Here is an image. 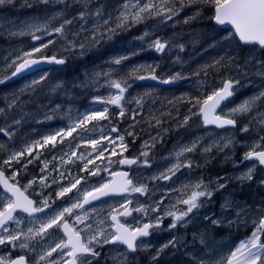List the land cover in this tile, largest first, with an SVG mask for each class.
I'll return each instance as SVG.
<instances>
[{
	"label": "rangeland",
	"instance_id": "1",
	"mask_svg": "<svg viewBox=\"0 0 264 264\" xmlns=\"http://www.w3.org/2000/svg\"><path fill=\"white\" fill-rule=\"evenodd\" d=\"M122 1H120L121 4L124 3ZM86 2L91 11L95 12L98 7L101 8L103 17H111L114 23L123 6L118 7L115 5L114 11L111 12L110 16H106L105 3L111 2L110 0H86ZM128 2L135 3L136 0H128ZM146 2L148 0H139L141 5ZM153 2L159 3V0H153ZM33 5L40 6L33 8ZM84 5L85 0H65L63 3L60 0H50L48 4L41 3L40 0H5L4 3L0 4V80H3V83H0V87L7 82L6 80L12 75L18 64L21 61L23 62L22 58L41 59V57H45V54L53 45L51 50L55 51L59 49L65 52L69 44L66 40H62V38L70 35L75 36L82 26L85 29L84 31H93L92 29L96 25L97 17L90 16L86 17L85 20L79 19L78 13L83 10ZM13 6H16V8H13ZM69 11H71V15ZM204 17L206 18L201 19L200 25L197 23L187 31L183 28L186 20L184 14L176 18L173 16L171 20H164L162 18L161 20L153 21L150 27L144 24L138 26L139 22L126 27V29L130 28L132 31L137 32L138 38L132 40V46L136 45V41H140V45L147 48V51L160 55L159 58H155L156 66L153 62L144 64L147 67L154 68L158 75L164 76L163 73H166L169 68L174 67H170L172 64L188 65L192 62V65L196 64L200 69L198 72L189 75L191 81L199 82L200 85L206 83L208 86H214L216 90L222 88L225 81H234L236 83V87H233V91L236 93L235 98L225 103L223 109L218 114L233 118L238 122L240 117L251 114L255 110L256 116L254 120L256 130L243 131V143H236L238 134L236 127L226 129L206 127L203 123L202 115L199 114V107L186 104V114L181 117V121L183 122L186 116H190V119L184 126L185 131L179 137L175 146L166 149L158 148L152 145L156 139H149L150 136H148L139 141L138 152L137 147H135L134 152L137 154L136 159L138 161L136 164L128 167L127 170L129 171V178L132 180L133 185H144L147 189L146 193L128 192L122 196H109L108 198L95 201L89 198L90 203L85 204L84 209L88 210L86 223L91 224L92 227L86 230V243L88 242V238L98 230H104L106 235L114 233V223L111 220V215L124 212L127 209L130 211V215H122L123 218L120 220L122 224L125 223L124 225L127 224L132 228L142 227L145 223L155 224L154 228L149 229L151 230V236L149 238L142 237L144 239L137 243V249L145 253L148 250L145 255L152 257L159 252L160 259L158 264H199L201 260L204 261V264H225L226 258L230 255L231 251H234L241 241H245L252 235L261 215H264V168L259 165L258 161L245 159V154L250 151L264 150V140L261 139V137H264V124L260 123L261 115L264 114V99L257 101L248 113H232V109L237 108L245 100L264 91V66L259 61H256L253 64V69L248 73H234L229 75L228 79L215 80L213 84L205 82L201 78L200 73L204 68L203 64L217 65L220 58L224 57V53L231 50L235 42L233 37H229V29H226L227 31L220 36L208 34L206 28L210 25V20L207 16ZM65 20H72V23L65 25L63 34L52 31L63 24ZM160 22L164 24L160 26ZM28 24L39 26L41 30L36 31L33 28L29 31L26 27ZM167 27L171 28L170 32H165V28ZM48 33H51V35H48ZM91 35L87 36V39ZM34 36L40 38L34 39ZM19 39H24L25 43L17 44V41L13 44L14 40ZM156 39H160L161 42H168V46L163 52H158L151 46ZM100 40L103 41V39ZM4 41L9 43H5ZM58 41L62 43L60 44ZM45 44L47 47H43ZM179 45H183V52H181L182 50ZM34 48H41V51L38 53L33 52L31 57H24L25 52H32ZM252 55L254 56L255 53ZM18 57L21 59H17ZM117 59L119 58H114V56L106 59L103 68H97L98 70L90 69L85 74L89 77L88 79L91 81L93 88L97 87L100 79L103 78L102 83L98 84V87L102 88L103 92L101 95L106 99L103 108L107 107L108 110L112 108L113 104H109L107 101L111 96L118 94V90L111 87V81H118L114 77L115 71L118 69V67H114ZM161 59L168 60L170 64L161 70L156 69L163 64L160 63ZM210 59L213 60L208 61ZM14 61L15 63H13ZM136 66L134 65L133 67L135 68ZM145 70L149 72L151 68ZM177 73L179 72H174V74ZM216 73L214 72L213 75ZM132 75L134 76L133 73H128V76L133 77ZM33 81H38L33 88L35 91L34 99L40 101L36 105L38 111L35 116L29 115V112L24 109V105L26 104H23L20 100L21 95L29 92L27 89L21 90V87L18 85L15 91L16 94L12 93L9 95L8 93L5 96L8 106L12 105L14 101L15 106L9 107V112L12 115L4 118L1 122L2 126L0 128L5 129L9 134L6 135L4 132H1V134L7 138L17 137L19 141H25L18 144L12 143L9 146L12 154L24 152L23 156L18 157L19 162L23 165L21 172L12 171L6 175L11 178L13 173H15V180L11 179V181L23 187L24 190L25 186H28L29 182H32L27 187L26 193L34 199L36 206H40L41 201L48 198L50 208L45 209V211L50 212L52 210H59L78 200L82 202L84 192L99 187L101 183L111 181L112 175L110 173L125 169L118 163L122 159L120 158L122 155L119 145L123 143L127 149L128 140L124 132H112L113 127L108 128L105 124L106 122L97 120L100 125L97 128L88 127V134L71 136L62 134L57 137L54 147L52 144H43L44 137L53 135L60 130H66L60 127H63L65 119L69 118L71 114L75 115V113L73 111L71 114L66 113L69 111V104L67 103L57 105L48 102V97L37 93V87L42 86V81H39L38 78H35ZM126 82L130 85L127 90L130 89L131 93L128 94L134 95L138 92L140 93L138 96H134L135 111H138V105L148 100L149 97L152 100H156L159 95H161L159 99L164 97L162 93L156 90L154 92L147 88L138 89L137 84H141L139 79H137V82L130 80ZM28 83L29 81H25V84L28 85ZM88 86L89 89L92 88L90 84ZM47 93H50V88ZM96 93L93 94L92 98L86 100L84 107L88 113L92 110L100 109L101 103L99 99H96V104L92 102L97 96ZM138 99L141 101L140 104L136 103ZM127 104L128 101L124 98L122 102L124 112H126ZM74 106L76 105L74 104ZM167 106L173 107L175 109L174 112L180 111V107L175 100L169 99ZM191 113L198 114L191 115ZM79 114L86 115L87 113L80 112ZM48 116L51 119L46 118ZM73 117L69 122L70 126L74 125L75 123L73 122L77 119ZM169 118L171 119V117ZM34 120H36L37 125L45 123L53 124L55 122L58 125H53L52 130L45 133H41L42 131L36 133L35 129L37 128L25 129L30 125V121ZM170 122L173 123V120L171 119ZM109 124L114 126L112 122H109ZM194 124H197L199 128L197 129ZM156 126L161 125L156 123ZM173 126L175 128L174 124ZM28 131L33 133L29 134L27 133ZM117 136H123V142L116 139L115 144L109 143L110 139ZM102 137H107L108 139H102ZM90 140L99 141L95 149L89 143ZM194 141L197 142L194 152L184 153V155L177 157L176 154L183 147L190 146ZM132 142L136 146L137 138H133ZM104 147L108 149L104 152L106 154L97 158L96 152ZM47 148H51L50 155H47L50 157H45L43 154V151ZM113 148L116 151L115 155L111 154ZM206 148L210 150L204 151ZM28 149H31V153L28 152ZM142 151H147L148 156H142ZM73 152L76 155H72ZM122 154H125V150ZM63 155H65L64 159L62 158ZM88 160L93 161V163L87 165L88 170L98 169L96 175H89V171L84 170L85 163ZM144 160H148L149 164L145 165L143 163ZM186 161L192 162L191 168L182 166L175 172V175H171L168 172V169L172 168L174 164L178 162L183 164ZM28 166H32L34 169L27 170ZM105 167H107V171L104 170ZM249 169L252 170V178H243ZM162 174L170 175L171 178L163 179ZM25 175L29 176V178L25 179ZM75 179H80V183L77 184L76 188L64 197L57 198L55 193L59 191L60 187L69 186ZM53 180L56 183H53ZM201 181L210 190H213L212 197L210 199L201 197L198 201L200 207L188 213L182 221L177 222L175 228H171L173 216L167 215V213L172 212L179 215L182 211H185L187 205L183 204L182 201L188 199L194 191L198 190L195 186ZM218 184H223L224 187L217 188ZM0 197V209H2L10 194L2 190ZM126 201H131V203H126ZM225 203H228L230 207L222 208L221 205ZM121 205H125V207H121ZM141 206H143L144 211L137 212L134 210ZM155 207H158L159 210L154 212L152 208ZM93 208H95V211H92ZM113 209H116L115 213ZM37 215L43 216L44 214H34V216ZM14 217L20 223L17 225L15 221L8 222L7 227L10 232L22 230L27 233L29 227H38V224L34 225L30 223L33 217H29L27 213L20 210L16 211ZM157 217H160L158 226H156ZM214 219L220 220L221 223L214 225L212 223ZM166 221L167 224L164 226ZM230 221L231 223H229ZM79 226L84 228L83 224ZM248 229L250 231L246 235L239 234ZM0 231V236L8 235L2 229ZM59 234H61V229H50L44 238L40 236L31 238L21 236L20 240L13 242L15 247L7 242L0 244V258H4V263H6L12 256L26 252L32 257L39 254L34 258L40 259L41 255L49 251L60 240ZM166 234L167 236H165ZM29 235L31 236V234ZM50 239L53 241L52 244L45 252H42L45 242ZM172 240L177 241L175 247L171 245L166 248L163 247ZM261 240L264 242V234L261 235ZM21 243H26L28 246L21 248ZM109 244L113 245L112 243ZM119 245L124 246L122 244ZM161 248H163V251H160ZM150 249H152V253L149 251ZM134 253L114 248L112 255L115 257V260L112 264H139L133 257ZM53 254L57 255L56 263L65 259V256L61 258L59 249L53 252ZM48 258L45 257V260ZM86 259L88 258L82 259L84 264H109L104 261L98 263L94 258L88 261Z\"/></svg>",
	"mask_w": 264,
	"mask_h": 264
},
{
	"label": "snow or ice",
	"instance_id": "2",
	"mask_svg": "<svg viewBox=\"0 0 264 264\" xmlns=\"http://www.w3.org/2000/svg\"><path fill=\"white\" fill-rule=\"evenodd\" d=\"M5 0H0V4L4 3ZM41 3L48 4L50 0H40ZM60 2H65V0H60ZM180 4V8L182 9L185 4H192L197 2V0H178ZM202 3H210L214 7V16L212 19L219 25H230L231 30L229 31V37L238 38V40L246 45H259L264 48V0H200ZM171 3L172 6H167ZM176 0H159V3H154L153 0H148V2L144 4H140L139 0H136L135 3H130L128 0L122 6V10L119 12V15L116 17L115 26L113 27L111 17L104 18L102 14V9L97 8L95 12L91 11L88 7V4L85 0V5L83 10L78 13L79 19L85 20L86 17L95 16L97 17L96 25L94 30L92 31V35L90 39L93 42L98 41L99 38H103L104 35L109 33H114L117 29H125L130 25H134L148 18L155 17H163L164 20H171L173 16L178 14V10L175 9ZM191 19V18H190ZM102 21V23H101ZM72 20H65L63 24L59 27L54 28L52 31L55 33L63 34L64 27L66 24H71ZM187 23V20L185 21ZM27 29L31 31L33 28L36 31H40L41 28L39 26L28 24L26 25ZM103 29V30H101ZM82 31L85 29L81 28ZM51 35V33H48ZM76 35H79L77 33ZM147 35V33H145ZM34 39H39L40 37H33ZM51 43V41H49ZM69 50H73L77 47L74 41H68ZM158 52H163L165 48L168 46V42H161L160 39H156L151 45ZM43 47H47V45H43ZM78 47L83 50L85 45L83 43L79 44ZM181 50H183V45H179ZM41 48H34L32 52H25L24 57H31L33 52H40ZM17 59H21L18 57ZM41 59H47L48 62H55L57 64H63V59H57L55 56L51 58L41 57ZM121 61L117 59L115 61L116 64H119ZM15 63V61L13 62ZM40 63V59H23L22 63H19L15 68V71L12 75H16L22 69L28 68L31 65H36ZM262 66H264V62H259ZM181 76L177 73L175 76L170 77L169 79L164 80V83H170L171 81L180 79ZM43 79V77H42ZM136 79H146L144 76H137ZM152 80L158 79L155 75L151 76ZM0 83H3V80H0ZM38 83V81L34 82ZM130 85L127 82L120 81H111V87L118 90V94H115L110 97L107 101L109 104L116 105L120 107L119 116L123 117L125 115L124 109L121 106V101L124 99V93ZM233 86L232 81H226L222 88L212 92L210 95H207L202 101L197 99L196 105H199V114L203 116V123L205 125L215 124L217 127H224L226 125L235 126L236 120L233 118H222L219 115H213L210 118V113H214L216 108L219 106L220 102L224 100L226 97L232 95V91L230 89ZM264 99V91L260 92L258 95L245 100L241 105L237 108L232 109V113H240L245 114L252 110L255 103ZM137 104H140L141 101L138 99L136 101ZM15 106V101L9 107ZM195 106V105H194ZM58 107V106H57ZM3 110L0 109V112ZM108 113V108L105 107L103 111L100 110H92L87 115H85L82 119L77 120V122L69 127L67 130H60L53 135H49L43 138V144H52L55 146V142L57 141V137L62 134L71 136L77 128L82 127L87 122L97 121V120H105L108 119L106 115ZM198 113H191V115H197ZM51 119L50 116L46 117ZM190 116L184 117V120L181 126L186 125ZM18 123V121H17ZM157 124L160 123L159 120L156 121ZM260 123L264 124V114L261 115ZM248 127H244L242 131L247 132ZM0 132L7 133L5 129L0 128ZM112 132H117L115 127L112 128ZM132 135L131 132L128 133ZM102 139H108L107 137H102ZM116 139H119L123 142V136H117L116 138L110 139L109 143L115 144ZM264 140V137H261ZM39 143V142H38ZM89 143L96 148V145L99 143L98 140H90ZM121 148V155L124 150H126V145L121 143L119 145ZM197 147V142H192L190 146H185L178 152L177 157L184 155V153L194 152ZM107 147H104L96 152L97 158L104 155V152L107 151ZM209 148L204 149V151H209ZM28 152L31 153V149H28ZM112 155L116 154L115 148L112 149ZM24 155V152H16L9 156L8 159L4 160L3 163L5 165H11L12 161H16L19 163L18 157ZM72 155H76L75 152ZM141 155L144 157L148 156L147 151H142ZM255 157L261 165H264V151H250L245 154V159H252ZM31 163V161H29ZM93 163L92 160H88L85 163L84 170H88L87 165ZM111 163V161H109ZM121 165L123 164H136V159H128L122 158L118 161ZM143 163L148 165V160H144ZM150 166V165H149ZM192 167L191 161H186L183 164L176 163L172 166V168L168 169V172L171 175H175V172L179 170L180 167ZM107 171V167L104 169ZM89 175H96L97 170H88ZM251 169H249L248 173L245 174L243 178L251 179ZM15 173L10 178L15 180ZM113 177H122V182L108 181L101 183L99 187L93 188L91 191H86L83 194V201H76L67 206L60 208L59 210H52L50 212H46L45 209L50 208L48 203V198H45L41 201L40 206H36L35 202L28 198V196L24 195V192L21 191L19 187L15 184H10L8 182L9 178H5L3 171H0V183L4 185L5 190L10 193V197L7 202L3 204L2 209H0V229L3 232L8 233L6 236H0V244H5V242L12 244L15 247L13 242L20 240L21 236L26 238H31L34 236H40L44 238L50 229H63L66 239H60L54 247H52L49 251H46L43 255L40 256V260H45V257H51L53 252H56L58 249L60 250L61 258L63 256H68L71 259L67 260L65 264H76V261L79 259L78 254L89 253L92 256H98L99 253L94 250V248L90 245L95 242L96 245L103 244H123L126 245L127 250L130 252H135L137 250V239L139 237H147L149 235V229L153 227L151 223H145L142 227L129 228L124 224L120 223L117 219V215H111L112 221H114L113 227L115 228L114 233H110L108 235L105 234L104 230H98L93 233L92 236L88 238L87 244L83 242L81 237V232H84L92 227L91 224L86 223L88 219V210L84 209L85 204H89L91 200H97L99 197L107 196L110 193H128V192H136L144 194L147 189L144 185L136 186L133 185L131 179L128 178L127 172H112L110 173ZM163 179H170V175L162 174ZM32 182H29L28 186H25V191L27 187L31 185ZM43 183V181H42ZM53 183H56L53 180ZM80 183V179H75L70 183L69 186H61L59 191L55 193L57 198L64 197L67 193H70L74 188H76L77 184ZM197 191H194L188 199L182 201L183 204L187 205L185 211H182L179 215L175 213L169 212L167 215L173 216V222L170 225L171 228H175L177 226V222H180L184 219L188 213H191L194 209L200 207V203L198 201L201 197H205L210 199L213 195V190H210L207 185L203 184V181L196 184ZM223 184H218L217 188H223ZM126 203H131V201H126ZM202 203V201H201ZM121 207H125V205H121ZM222 208H228L230 205L225 203L221 205ZM17 210H20L24 213H27L29 217H33L30 223L34 225L38 224V227H29L27 229V233L20 231L10 232L7 227L8 222L15 221L17 225H19L20 221L16 220L13 213ZM82 210V211H77ZM137 212L144 211L143 206L134 209ZM158 207L152 208V211H158ZM95 211V208L92 209ZM113 212H116V209H113ZM43 213V216H34V214ZM119 215H130V211L125 209L124 212L119 213ZM239 215V213H238ZM68 217H73L76 226H70L68 222ZM207 219V217H206ZM160 217H157V225L159 224ZM102 223V222H101ZM214 225H219L221 223L220 220L214 219L212 220ZM231 223V221L229 222ZM83 224L84 228L77 227L78 225ZM31 234V236L29 235ZM264 234V215H261L259 219V223L257 224L255 230L252 232V235L246 239L245 241H241L240 244L235 248L234 251H231L230 255L226 258L225 264H264V242L261 240V235ZM177 241L172 240L169 241V244L164 245L166 248L169 245L175 247ZM28 245L26 243H21V248H26ZM64 250H67L66 252ZM163 251V248L160 249ZM159 255V252L157 253ZM126 258V257H125ZM156 257H153L155 259ZM0 264H4V258H0ZM10 264H25V257L20 256L15 260H11ZM52 264H56L55 261ZM199 264H204V261L201 260Z\"/></svg>",
	"mask_w": 264,
	"mask_h": 264
},
{
	"label": "flooded vegetation",
	"instance_id": "3",
	"mask_svg": "<svg viewBox=\"0 0 264 264\" xmlns=\"http://www.w3.org/2000/svg\"><path fill=\"white\" fill-rule=\"evenodd\" d=\"M111 2L105 3L106 7H105V15L106 16H110L111 12L114 11V5H117L118 7L124 5L126 0H123L124 3H120L121 0H110ZM102 2V1H99ZM40 6V5H33V8ZM32 8V9H33ZM111 8V9H110ZM71 11H69V14ZM107 18V17H106ZM112 24L113 27L115 26V23L112 20ZM95 28V27H94ZM70 30H72L70 28ZM94 30V29H92ZM103 30V29H101ZM72 32V31H70ZM77 33H79V35H70L67 37L62 38V40H66L67 42L70 41H74V43L77 45V47L73 50H69V45L67 47V50L61 51L59 49L57 50H51V49L45 54V57H53L55 56L57 59H63L64 63L63 64H53L49 67H45L39 70H36L34 72H31L27 75H23L21 76L18 80H17V86L19 85L21 87V90H28L29 92L27 94H23L21 95V101L24 105V109L27 110L29 113H31L33 110H37L36 109V105L38 103H40V101H37L34 99V87H35V83H34V79L38 78L39 81H42V86L46 85L45 87H49L50 88V93H47V91L49 89H46L44 91V94L42 96H46L48 97L47 100L48 102H50L51 104H57V105H62L63 103H67L69 104V111L66 112L68 114H71V112L73 111L75 113V115H70L69 118L65 119L64 123H63V127L60 128H64V129H68L70 126L69 122L72 119V116H74L73 118H77L75 119V121L73 123H76L77 120L82 119L85 115L79 114L80 112H86L88 114V112L85 110V108L83 109L81 106L78 105L79 103V99L81 97H79V99L75 96L72 97L71 95H66V96H60L58 95V89L59 88H64L65 86L62 85V83H58L56 81H54L55 77H56V72H64V67H65V63H67L68 61L74 60L76 62L80 63V70L78 71L79 74V79H81V84L82 87L84 89L80 90V93H82L84 98H87V94L85 95V93H87L88 91V84H90V86L92 87L91 81L88 79L89 77L86 76V72L90 71V69L95 70L97 68H103L104 67V61L106 59H109L111 57L114 56V58H119V60L121 61V43H119V40L121 37H130L131 42L132 40L135 38L136 39V33L134 31H132L130 28L129 29H117L114 33H109L107 35H104L103 38H99L98 41L93 42L90 38L87 39V36H90V34H92V31H78ZM76 33V34H77ZM117 33V34H116ZM85 36V40L81 43H88V46L85 47L83 50H81L78 45L80 44V42H78L82 37ZM100 39H103V41H101ZM115 39L116 43L113 45V47L111 48V46H109L110 40ZM17 44H24L25 40L24 39H19V40H14V42H17ZM108 42V45H105V42ZM5 43H9L7 41H4ZM58 43H62L59 42ZM134 51L135 50V46H131L129 49H131ZM86 49H92V51L97 50L96 53H93V59L91 62L88 61H83L82 58H84L83 56L86 53ZM86 50V51H85ZM183 52V50L181 51ZM94 56L96 57V60L94 58ZM24 59V58H22ZM39 59V58H38ZM215 59V58H213ZM213 59H210L208 61H211ZM87 60V59H86ZM22 63V61L20 62ZM90 63V64H88ZM133 66L135 64H132ZM210 64H203V67H209ZM212 66V65H211ZM114 67H118V69H116L114 77L120 81V68H121V62L119 64L114 63ZM166 66L164 64L158 66V68L156 69H163ZM151 68V71L147 72L144 75H149V74H154L156 75L158 78H160L162 81L169 79L172 76H175L176 74H174L175 71H178L181 78L171 81L170 83H164L162 85H157V84H144L141 83L139 84L141 87L140 88H147L151 91L155 90L157 92H160L164 95V97L175 100L177 102V104L180 107V111L178 112H158L160 113L161 117H171V119L173 120L172 122H166V121H160V125L161 126H156L155 129L153 130V132H151L150 134V138L149 139H156L153 142V146H156L158 148H162V149H166L169 147H173L177 144V141L179 140V137L182 135V133L185 131V128L183 126H181L182 121H181V117L183 115H185V105L187 104H192V105H196V100L200 98H198V96H200V89L201 88H205L206 87V83L203 85H200L199 82H194L190 80V74H194V72H198L200 67L197 66L196 64L192 65V62L189 63L188 65L185 64H176V66L169 68V70L164 73L162 75H158L155 72V69L152 67H148ZM146 68V69H148ZM43 77V79H42ZM103 78L100 79L99 83H102ZM205 80V79H204ZM25 81H29L28 85L25 84ZM79 81V80H77ZM121 82V81H120ZM206 82V80H205ZM93 88L95 90V92H97V96L95 97V100H93L92 102L94 104H96V99L100 100L101 105L99 106L101 109H104L103 107L105 106L106 103V99L104 96L101 95L102 88L100 89L98 87ZM223 86V85H222ZM38 89V87H37ZM36 89V91H37ZM220 89V88H219ZM217 89V90H219ZM64 91H66V89L64 88ZM86 91V92H85ZM126 94H124V98L127 99L128 104L126 107V112L125 115L123 117L119 116V111H120V107L113 105L111 109L108 110V113L111 112L113 110V117L116 119L114 126L110 125L109 122H106V126L108 128H112L115 127L117 129L118 133H122L124 132L126 135V139L128 140V134L125 132V129L127 126L129 127H133L135 125V120H136V116L137 113L135 111V99H134V95L128 94L131 93L130 89H128L127 91H125ZM39 94V91L37 92ZM40 95V94H39ZM62 95H64V93H62ZM102 96V97H101ZM92 98V96H91ZM86 101V100H85ZM123 100L121 101V106L122 105ZM99 103V102H98ZM74 104L76 106H74ZM197 107H200L199 105H196ZM134 107V108H133ZM63 108V107H62ZM61 108V109H62ZM187 110H189V108H187ZM186 110V111H187ZM154 113V112H153ZM157 113V114H158ZM86 114V115H87ZM31 115H36L34 114V112L31 113ZM81 115V116H79ZM109 117V114H106ZM202 115V114H201ZM133 124V125H132ZM173 124L175 125V128L173 126ZM54 125H58V123H54ZM190 125V124H189ZM187 125V126H189ZM194 126L198 129L199 126L197 124H194ZM57 129V128H56ZM55 129V131H56ZM164 129V130H163ZM122 131V132H121ZM36 133H40L41 129H35ZM84 133H89V128H88V122L86 124H84L82 127L77 128L76 131H74L72 133V135H78V134H84ZM128 148L125 150V154H122V156H120V158H137L135 155V145L134 143L130 142L128 140ZM64 145H66V143H64ZM79 150V148H78ZM50 151L51 148H47L43 151V154L45 155V157H50L47 155H50ZM124 155V156H123ZM62 158H65V155L62 156ZM23 188V187H22ZM24 189V188H23ZM119 214V213H118ZM123 216L120 215L119 217V221L122 220ZM68 222L70 226H76L75 222L73 221V217H68ZM121 222V221H120ZM114 223V222H113ZM163 224V222H161ZM125 224V223H124ZM167 221L164 223V226H166ZM127 225V224H126ZM153 227L155 226L154 223H152ZM129 226V225H127ZM79 228H82L81 226H77ZM130 227V226H129ZM132 228V227H130ZM151 228V229H152ZM115 231V228H114ZM1 233V231H0ZM60 235V239H66V236L64 234L63 229H61V234ZM151 236V230H149V235L148 237H144V238H149ZM167 236V234L165 235ZM81 237L84 243H86V231L81 232ZM144 238H140L137 243L141 242ZM52 239L47 240L44 244V246L42 247V252H45V250H47V248L52 244ZM87 244V243H86ZM123 245V244H122ZM94 248V250L96 252L99 253L98 256H92L89 253H83V254H78L79 255V259L76 261V264H84L83 263V258H88L86 259V261L90 260V259H96L98 261V263H100L101 261H104L106 263L112 264V262L115 260V257L112 255V251H114V248H119L122 250H127L126 246L124 245L123 247L121 245H119V243L110 245V244H103L101 245H96L94 242L92 245H90ZM65 252L67 250H64ZM129 251V250H128ZM148 251V250H147ZM146 251V253H147ZM151 253L153 252L152 249L149 250ZM144 251H140L139 249H137L133 255V257L136 259V262L138 261L139 264H158L159 261V257L160 254L157 255V253L155 254L154 257H156L155 259H153L152 256H146V254ZM34 255L33 257L28 255L26 252H21L16 256H12L11 259L4 263V264H8L10 263L11 260H14V258L23 256L25 257V264H52L53 261H56V257L57 255L53 254L51 257H49L48 259H46L45 261L41 262L40 259H36L34 257L38 256ZM71 259L70 257L65 255V259L62 261H59L56 264H65V262L67 260ZM57 262V261H56Z\"/></svg>",
	"mask_w": 264,
	"mask_h": 264
},
{
	"label": "trees",
	"instance_id": "4",
	"mask_svg": "<svg viewBox=\"0 0 264 264\" xmlns=\"http://www.w3.org/2000/svg\"><path fill=\"white\" fill-rule=\"evenodd\" d=\"M167 6H172V5L171 3H169V5ZM13 8H16V6H13ZM174 10H178V14L175 15V18L178 16L180 17L182 14L185 15V19L187 20V23H184L183 25V28L185 31L189 30L191 27H193L197 23L200 25V23L202 22L201 19L206 18L204 16H207V18H209L210 20V25L206 28L208 30L207 31L208 34L220 36L227 31L225 28H222L213 22L214 19H212V17L214 16V7L210 3H202L200 2V0H197V2L192 3V4L186 3L185 6L181 9L178 0H176ZM162 18L163 17H155V18L150 17L148 19L141 21L138 24V26H141L142 24L145 23L144 24L145 26L150 27L151 22L161 20ZM161 23L162 22H160V26L164 24V23L163 24ZM170 30L171 28L169 27L165 28V32H170ZM135 33H136V39H137L138 38L137 32ZM233 38L235 42L234 46H232L231 50H229L227 53H224V57L220 58L219 63L217 65H212V66L210 65L209 67H204L201 70L200 72L201 78L205 79L206 82H211V84H213L215 80L219 81V80L228 79V76L234 73H248L253 69L254 62L256 61L264 62V48H261L259 46H248V45L240 43V41L237 38L235 37ZM84 40H85V36L82 37L78 42H80L81 44V42H83ZM139 42L140 41H136L135 50L133 51L132 48L129 49L132 43L130 37H121L119 40V43H121L120 56L122 57L121 68H120V76H121L120 81L121 82L129 81V80L133 82H137L136 77L138 75L140 76V75H144L147 73L145 69L148 67L147 65H144V64L153 62L155 66L157 65L155 60L159 58L160 55L157 53H153L151 51H147V48L140 45ZM115 43H116L115 39L110 40L109 45L111 46V48L113 47ZM83 44L85 45V47L88 46V43L84 42ZM105 45L106 46L108 45L107 41L105 42ZM86 50H85L86 53L83 56L84 58H82V60L91 62L93 59V53H96L97 50H94V51H92V49H86ZM253 53H255L254 56L252 55ZM129 54L131 55L129 56ZM94 58L96 60L95 56ZM160 63H163L165 66H169L170 64L168 60H164V59H161ZM132 64H135L137 66L134 68ZM175 65L172 64L170 65V67L175 66ZM63 69H64V72H56V77L54 81L58 83H62V85L65 86L64 88L66 89V91H64V88H59L57 94L60 96H66L68 94V95H71L72 97L76 96L78 99L79 97H81L78 100L79 101L78 105L84 109L85 108L84 105H86L85 100H89L91 96H93V94L95 93V90L93 88L88 89L87 93H85V95L87 94V98H84L82 93H80V90L84 88L82 87L81 79H79V74H78V71L80 70L79 62H76L74 60L68 61L67 63H65V67ZM214 72H217V73L213 75ZM128 73H131V74L133 73L134 76L132 75L133 77H130L128 76ZM45 86L46 85L38 87V91L40 95L41 94L43 95L44 91L46 89H49L48 87H45ZM16 87H17V80L10 81V82L7 81L3 84L2 87H0V109L3 110L2 112H0V127L2 126V123H1L2 120L12 115L9 112V106L7 104V101L5 100V96L8 95V93L9 95L12 93L16 94L15 92ZM137 87L138 89H141L140 88L141 86L139 84H137ZM214 91H216V89H214V86H208V84H206L205 88L200 89V96H198V98H200V100L202 101L207 95H210ZM62 93H64V95H62ZM139 94L140 93L138 92L135 94V96H138ZM160 96L161 95H159L156 100H152L149 97L148 100H145L143 101L142 104L138 105V111H136L137 116L135 120V127L127 126L125 129V132L127 134L129 132L132 133V135L128 134V140L130 142L133 138H137V143H136L137 152L140 146L139 141L151 135L150 133L153 132L154 127L156 126L155 122L157 120L159 121L165 120L166 122H170L171 119L169 117H161L160 113L158 112H165V111L174 112L175 111L173 107L171 108L170 106H167L169 103V98L163 97L162 99H159ZM99 110L103 111V109L101 108ZM37 111L38 110H33L32 112L36 114ZM31 113H29V115H31ZM107 114H109L108 119L101 120L100 122L115 123L116 119L113 117V110ZM255 116H256V111L254 110L251 114H248V115H245L239 118L237 125H236V130H238L236 143L237 142L243 143L244 134H243L242 129L244 127L247 126L248 129L251 131L256 130V123L254 120ZM53 125L54 123L53 124L45 123V124L37 125L36 120H34V121H30V125H28L25 129L41 128V131H42L41 133H45L47 131L50 132L53 128ZM98 125H100L98 121L88 122L89 128H97ZM27 133L31 134L33 132L28 131ZM19 142L23 143L25 141H19L17 137L7 138L5 135L1 134L0 132V170H3L6 174H10L12 171L21 172L22 170L23 165L20 162L17 163L16 161H12L10 166L5 165L3 163V161L8 159L9 156L12 154L11 150L9 149L10 144L12 143L18 144ZM136 155L137 154L135 153L134 156ZM33 169L34 168H32V166L27 167V170H33ZM27 178H29V176L25 175V179ZM1 189L2 188L0 187V195L2 192ZM249 231L250 229L244 232H241L239 234L246 235Z\"/></svg>",
	"mask_w": 264,
	"mask_h": 264
},
{
	"label": "water",
	"instance_id": "5",
	"mask_svg": "<svg viewBox=\"0 0 264 264\" xmlns=\"http://www.w3.org/2000/svg\"><path fill=\"white\" fill-rule=\"evenodd\" d=\"M214 23L215 24H217L215 21H214ZM218 26H220V27H222V28H225V29H231V26L230 25H219V24H217ZM238 39V38H237ZM241 43V42H240ZM243 44V43H242ZM246 45V44H245ZM248 46H259V45H248ZM260 47V46H259ZM262 48V47H261ZM47 58H51V57H47ZM53 64H56V65H59V64H57V63H55V62H48V60L47 59H40V63L39 64H36V65H31V66H29L28 68H25V69H22L19 73H17L16 75H11L8 79H7V81L8 82H10V81H15V80H18L21 76H23V75H27V74H29V73H31V72H34V71H36V70H39V69H42V68H45V67H48V66H51V65H53ZM152 75H154V74H152ZM152 75H145L144 77H146V79H143V80H141L140 79V81H141V83H144V84H157V85H162V84H164V82L160 79V78H158V79H156V80H152L151 79V76ZM156 76V75H155ZM227 81H231V80H227ZM226 82V81H225ZM233 82V86H232V88L230 89V91H232V95L231 96H229V97H226L224 100H222L221 102H220V104H219V106L216 108V110H215V112L214 113H210V118H211V116H213V115H219L218 114V112L222 109V107L224 106V104L225 103H227V102H229V101H231L233 98H235V92L233 91V87H236V83L234 82V81H232ZM224 85V84H223ZM219 116H221V115H219ZM222 118H229V117H224V116H221ZM202 120H203V116H202ZM236 125H237V123H236ZM236 125L235 126H231V125H226V126H224V127H217L215 124H208V125H205L206 127H216V128H218V129H226V128H229V127H236ZM260 151H264V150H260ZM256 152H259V151H256ZM128 159H136V158H128ZM137 160V159H136ZM250 161H258L255 157H253L252 159H249ZM138 161V160H137ZM258 163H259V161H258ZM131 165H133V164H131ZM131 165H128V164H123L122 165V167H124L125 169H122L121 171H118V172H127L128 173V178H129V176H130V174H129V171L127 170V168L128 167H130ZM259 165L261 166V167H263L264 168V165H261L260 163H259ZM0 171H2V170H0ZM3 173H4V176H5V178H9L7 175H6V173L3 171ZM122 177H113L112 176V178H111V181H115V182H122ZM130 179V178H129ZM8 182L10 183V184H15L17 187H19L20 189H21V191H23L24 192V195H26V196H28V198L29 199H31V200H33L34 201V199H32L27 193H26V191L20 186V185H18V184H16V183H14V182H12L11 181V179L9 178L8 179ZM0 187L2 188V190H4L5 192H7L6 190H5V188H4V185L2 184V183H0ZM8 193V192H7ZM10 194V193H9ZM125 194H127V193H121V194H117V193H110L109 195H107V196H102V197H99V199H105V198H108L109 196H122V195H125ZM11 195V194H10ZM98 200V199H97ZM95 201V200H94ZM35 202V201H34ZM18 211V210H17ZM16 213V212H15ZM15 213H13V215L15 214ZM115 215H117V219H119V217H120V215L119 214H115ZM112 220V219H111ZM114 222V221H113ZM120 222V221H119ZM121 223V222H120ZM125 226H127V225H125ZM127 227H129V226H127ZM130 228V227H129ZM148 237V236H147ZM140 238H142V237H139L138 239H137V241L140 239ZM137 241H136V243H137ZM126 246V245H125ZM18 258V257H17ZM17 258H15V259H17ZM14 259V260H15ZM8 264H10V263H8Z\"/></svg>",
	"mask_w": 264,
	"mask_h": 264
},
{
	"label": "bare ground",
	"instance_id": "6",
	"mask_svg": "<svg viewBox=\"0 0 264 264\" xmlns=\"http://www.w3.org/2000/svg\"><path fill=\"white\" fill-rule=\"evenodd\" d=\"M123 2V1H122ZM97 4V3H96ZM115 6V5H114ZM111 9V8H110ZM145 24V23H144ZM141 28V27H140ZM117 34V33H116ZM142 34V33H141ZM172 53V52H171ZM176 53V52H175ZM181 55V54H180ZM175 62V61H174ZM183 62V61H182ZM184 63V62H183ZM172 64V63H171ZM168 67V66H167ZM98 70V69H97ZM164 74V73H163ZM192 75V74H191ZM89 89V88H88ZM136 106V105H135ZM134 108V107H133ZM55 115V114H54ZM260 127V126H259ZM164 130V129H163ZM212 175V174H211ZM208 206V205H207ZM114 250V249H113Z\"/></svg>",
	"mask_w": 264,
	"mask_h": 264
}]
</instances>
